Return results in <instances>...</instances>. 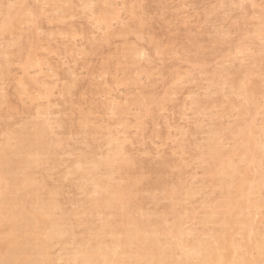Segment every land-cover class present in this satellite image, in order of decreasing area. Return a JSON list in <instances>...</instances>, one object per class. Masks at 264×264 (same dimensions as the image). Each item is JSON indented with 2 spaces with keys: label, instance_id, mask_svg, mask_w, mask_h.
<instances>
[{
  "label": "rangeland",
  "instance_id": "obj_1",
  "mask_svg": "<svg viewBox=\"0 0 264 264\" xmlns=\"http://www.w3.org/2000/svg\"><path fill=\"white\" fill-rule=\"evenodd\" d=\"M0 164V264H264V0H0Z\"/></svg>",
  "mask_w": 264,
  "mask_h": 264
},
{
  "label": "bare ground",
  "instance_id": "obj_2",
  "mask_svg": "<svg viewBox=\"0 0 264 264\" xmlns=\"http://www.w3.org/2000/svg\"><path fill=\"white\" fill-rule=\"evenodd\" d=\"M238 88H239V87H238ZM241 88H242V87H241ZM239 89H240V88H239ZM242 89H243V88H242ZM245 89H246V88H245ZM243 90H244V89H243ZM241 91H242V90H241ZM239 92H240V90H239ZM239 94H240V93H239ZM251 133H252V131H251ZM242 134H243V133H242ZM247 134H248V133H247ZM35 136H36V135H35ZM37 136H38V135H37ZM37 136H36V137H37ZM21 137H22V136H21ZM24 137H25V136H24ZM248 137H249V136H248ZM39 139L41 140V138H39ZM17 140H18V139H17ZM33 141H34V140H33ZM21 143H22V142H21ZM26 144H27V143H26ZM29 144H30V143H29ZM32 144H33V143H32ZM40 145H41V144H40ZM253 145H254V144H252V148H253ZM27 146H28V144H27ZM27 146H26V147H27ZM32 146H33V145H32ZM23 147H24V146H23ZM40 147H41V146H40ZM32 148H33V147H32ZM22 149H24V148H22ZM22 149H20V150H22ZM33 150H34V149H33ZM40 151H41V150H40ZM21 152H22V154H23V152H25V150H24V151H21ZM43 152H44V151H43ZM249 152H250V151H249ZM1 153H2V152H1ZM5 153H6V152H5ZM17 153H18V152H17ZM19 154H20V153H19ZM25 154H26V153H25ZM20 155H21V154H20ZM9 157H10V156H9ZM11 157H12V156H11ZM17 157H19V156L17 155ZM28 157H29V156H28ZM251 157H252V156H251ZM15 158H16V157H15ZM20 158H21V157H20ZM26 158H27V155H26ZM26 158H25V160H26ZM10 159H12V158H10ZM29 159H30V158H29ZM22 160H24V158H23ZM29 161H30V160H29ZM28 163H30V162H28ZM7 164H8V163H7ZM7 164H4V165L7 166ZM21 164H22V163H21ZM21 164H20V165H21ZM26 164H27V163H26ZM0 165H1V164H0ZM29 165H30V164H29ZM29 165H28V166H29ZM2 166H3V165H2ZM25 166H26V165H25ZM8 167H10V166H8ZM5 168H6V167H5ZM5 168H4V169H5ZM14 168H15V167H14ZM17 169H18V168H17ZM17 169H16V170H17ZM7 170H8V169H7ZM9 170H10V169H9ZM0 171H1V170H0ZM24 171H25V170H24ZM14 172H15V171H14ZM26 172H27V171H26ZM3 173H4V172H3ZM4 174H5V173H4ZM12 174H13V173H12ZM15 174H16V173H15ZM0 175H1V174H0ZM13 175H14V174H13ZM1 176H3V175H1ZM11 177H12V176H11ZM5 178H6V177H5ZM16 178H17V177H16ZM3 179H4V177H3ZM6 180H7V179H6ZM0 181H2V180L0 179ZM221 181H222V180H221ZM4 182H5V180H4ZM4 182H1V183H4ZM10 182H11V181H10ZM6 183H7V182H6ZM1 185H2V184H1ZM2 186H3V185H2ZM225 187H226V186H225ZM225 187L222 186V188H224V189H225ZM6 188H7V187H6ZM237 188H238V187H237ZM2 189H3V188H2ZM32 190H33V189H32ZM225 190H226V189H225ZM0 191L3 192V191H5V190L3 189V190H0ZM8 191H9V190H8ZM6 192H7V190L5 191V194H6ZM3 194H4V193H3ZM117 195H119V194H117ZM4 196H5V195H4ZM6 196H8V195H6ZM10 196H11V195H10ZM10 196H9V197H10ZM119 196H120V195H119ZM9 197H8V198H9ZM116 197H117V196H116ZM114 198H115V197H114ZM114 198H113V199H114ZM3 199H4V198H3ZM119 200H120V199H119ZM230 200H231V199H230ZM230 200L228 199L227 201L231 202L232 200H231V201H230ZM10 201H11V200H10ZM113 201H114V200H113ZM116 202H118V201H116ZM120 202H121V201H120ZM13 203H14V202H13ZM13 203H12V204H13ZM20 203H21V202H20ZM112 203H113V202H112ZM225 203H227V202H225ZM235 203H236V202H235ZM235 203L231 202V205H229V209H230V206L233 207L232 205H234L233 208H236V206H238V205H237L238 202L236 203V205H235ZM248 203H249V202H248ZM113 204H114V203H113ZM113 204H112V205H113ZM227 204H230V203H227ZM227 204H224V205H223V207H224L225 209H226V207L228 206ZM8 205H9V204H8ZM10 205H11V204H10ZM10 205H9V206H10ZM110 205H111V204H108V208H110V207H109ZM112 205H111V206H112ZM118 205H119V203H118ZM118 205H116V206H118ZM120 205H121V204H120ZM120 205H119L118 207L115 206L114 209L117 208V211L121 210L123 207H121V209H120V208H119ZM225 205H227V206H225ZM249 205H250V204H249ZM9 206H8V207H9ZM48 206H49V205H48ZM121 206H124V205L122 204ZM43 207H44V205H43ZM113 207H114V206H113ZM9 208H10V207H9ZM9 208H7V209H9ZM17 208H18V207H17ZM45 208H46V207H45ZM221 208H222V207H221ZM224 208H223V209H224ZM15 209H16V208H15ZM49 209H50V207H49ZM110 209H111V208H110ZM227 209H228V207H227ZM44 210H45V209H44ZM122 210H123V209H122ZM218 210H219V209H218ZM221 210H222V209H221ZM6 211H7V210H6ZM11 211H12V210H10V213H11ZM39 211H41V210L39 209ZM226 211L229 212L230 210H226ZM231 211H233V210H231ZM234 211H236L235 213L237 214L238 208L234 209ZM16 212H17V211H16ZM121 212H122V211H120V213H121ZM218 212H219V211H218ZM223 213H224V210H223V212H222V215H221V212H220V222H222V221H221V220H222V217L224 218V219H223V222H225V218H226V217L223 216ZM226 213H227V212H226ZM213 214H214V213H213ZM228 214L230 215V218H231V216H234V215H235L234 213H233V215H232V213H227V215H228ZM21 215H22V214H21ZM34 215H35V214H34ZM224 215H225V214H224ZM229 215H228V217H229ZM239 215H240V214H238V217H237V218H239ZM28 216H29V215H28ZM36 216H37V213H36ZM36 216H35V217H36ZM47 216H48V215H47ZM215 216H216V214H215ZM215 216H214V217H215ZM221 216H222V217H221ZM246 216H248V215H246ZM20 217H21V216H20ZM20 217H19V218H20ZM31 217H32V216H31ZM44 217L47 218L45 215H44ZM44 217H38V218H42V219H43ZM209 217H210V216H209ZM234 217H235V216H234ZM248 217H249V216H248ZM19 218H18V219H19ZM21 218H22V217H21ZM216 218H217V217H216ZM23 219H24V218H23ZM29 219H31V218H29ZM32 219H33V218H32ZM35 219H36V218H35ZM35 219H34V220H35ZM123 219H124V218H123ZM125 219H126V218H125ZM218 219H219V218H218ZM228 219H229V218H228ZM246 219H247V217H246ZM15 220H16V219H15ZM121 220H122V219H121ZM208 220H209V219H208ZM210 220H211V218H210ZM210 220H209V221H210ZM214 220H215V218H214ZM216 220H217V219H216ZM233 220H235V219H233ZM233 220L231 219V221H230V220H228V221H230V222L232 223ZM241 220H242V219H241ZM1 221H2V220H0V222H1ZM43 221H44V220H43ZM47 221H48V220H47ZM119 221H120V220H119ZM209 221H207V222H209ZM245 221H246L247 223L243 222L244 224H248V223H249L248 220H245ZM28 222H29V221H28ZM49 222H51V221H49ZM49 222H48V223H49ZM120 222L123 223L122 221H120ZM220 222H218V223H220ZM223 222H222L223 227H221V229L224 228V224L226 225V223H223ZM226 222H227V221H226ZM230 222H227V225H228ZM239 222H240V221H239ZM250 222H251V221H250ZM17 223H19V222H17ZM31 223H32V220H31ZM34 223H35V222H34ZM38 223H39V222H38ZM121 223H120V224H121ZM214 223H215V222H214ZM231 223H230V224H231ZM234 223H236V220H235ZM234 223H233V224H234ZM45 224H46V223H45ZM45 224H44V225H45ZM49 224H50V223H49ZM120 224H119V225H120ZM125 224H126V223H125ZM215 224H216V223H215ZM222 224L220 223V225H222ZM230 224H229L228 226L232 227L233 224H231L232 226H231ZM16 225H17V224H16ZM19 225H20V224H19ZM29 225H30V224H29ZM38 225H39V224H38ZM227 225H226V227H227ZM253 225H254V224H253ZM13 226H14V225H13ZM26 226H27V225H25V227H26ZM30 226H31V225H30ZM47 226H48V225H47ZM124 226H125V225H124ZM133 226L135 227V225H133ZM137 226H138V225H137ZM247 226H249V230H248V229H247V230L250 231V229L252 228V225L250 226V225L248 224V225L245 226V228H248ZM19 227H21V226H19ZM23 227H24V226H23ZM25 227H24V228H25ZM49 227H50V226H49ZM107 227H109V226H107ZM119 227H120V226H119ZM242 227H244V226H242ZM242 227H241V228H242ZM136 228H137V227H136ZM227 228H228V227H227ZM108 229H110V228H108ZM113 229H114V228H113ZM113 229H112V230H113ZM138 229H139V228H138ZM138 229H136V230H138ZM221 229H220V230H221ZM228 229H230V228H228ZM253 229H254V228H253ZM11 230H12V229H11ZM19 230H20V229H19ZM21 230H22V229H21ZM112 230H110V231H112ZM116 230H117V229H116ZM116 230H115V231H116ZM120 230H121V229H120ZM131 230H132V229H131ZM223 230H227V229L224 228ZM15 231H16V230H14V232H15ZM17 231H18V230H17ZM17 231H16V232H17ZM24 231H25V229H23V232H24ZM107 231H108V230H107ZM110 231H108V232H110ZM134 231H135V229H134ZM142 231H143V230H142ZM6 232H8V231L6 230ZM116 232H117V231H116ZM144 232H145V230H144ZM222 232H223V234L227 233V231H222ZM4 233H5V232H3V235L7 234V233H5V234H4ZM8 233H9V232H8ZM12 233H13V232H11V234L9 233V235H14V234H12ZM113 233H114V232H113ZM117 233H118V232H117ZM132 233H133V232H132ZM218 233H221V232L219 231ZM17 234H19V233H17ZM114 234H115V233H114ZM122 234H123V232H122ZM134 234H137V233H134ZM146 234H147V232H146ZM249 234H250V233H249ZM252 234H253V233H252ZM3 235H2V236H3ZM9 235H5V237H6V236H9ZM22 235H23L22 237H24V234H22ZM117 235H118V234H117ZM138 235H139V233H138ZM138 235H137V236H138ZM111 236H112V235H111ZM113 236H114V235H113ZM132 236H133V238H134L135 241H136V240H138V241L140 240L139 237H137V236L134 237L135 235H132ZM132 236H131V237H132ZM143 236H144V235H143ZM143 236H142V237H143ZM147 236H148V235H147ZM219 236H220V235H219ZM224 236H225V235H224ZM226 236H227V235H226ZM252 236H253V235H252ZM11 237H12V236H11ZM19 237H20V236L18 235V238H19ZM120 237H121V235H120ZM122 237H124V236H122ZM153 237H154V236H153ZM221 237H222V239H223V236H221ZM221 237H220V238H221ZM7 238H8V237H7ZM13 238H14V237H12V240H14V239L16 240V238H17V237H16V234H15V238H14V239H13ZM27 238H29V237H27ZM128 238H129V237H128ZM138 238H139V239H138ZM218 238H219V237H218ZM220 238H219V239H220ZM3 239L5 240L6 238H3ZM8 239L11 240L10 237H9ZM8 239H7V240H8ZM30 239H31V238H30ZM117 239H118V238H117ZM117 239H116V240H117ZM126 239H127V237H126ZM126 239H125V240H126ZM219 239H218V240H219ZM222 239H220V240L223 241ZM10 240H8V241H10ZM23 240H24V239H23ZM118 240H119V239H118ZM118 240H117V241H118ZM123 240H124V239H123ZM29 241H31V240H29ZM113 241H114V240H113ZM121 241H122V240H121ZM121 241H120V242H121ZM131 241H132V240H131ZM138 241H137V242H138ZM150 241H151V240H150ZM156 241H157V239H156ZM156 241H155V246H156ZM1 242H3V240H1ZM1 242H0V243H1ZM6 242H7V241H6ZM13 242H15V241H13ZM13 242H12V243H13ZM16 242H17V241H16ZM111 242H112V241H111ZM111 242H110V243H111ZM129 242H130V241H129ZM147 242H148V241H147ZM147 242H146V244H147ZM152 242H153V241H152ZM225 242H226V240H225ZM7 243H8V242H7ZM9 243H10V242H9ZM19 243L21 244V242H19ZM22 243H23V242H22ZM113 243H114V242H113ZM124 243H125V242H124ZM127 243H128V242H127ZM130 243H131V242H130ZM197 243H198V241L196 242V244H197ZM219 243H220V241H219ZM219 243H218V244H219ZM26 244H27V243H26ZM119 244H120V243H119ZM157 244H158V243H157ZM196 244H195L194 247H196ZM206 244H207V242L205 243V245H206ZM226 244H227V243H226ZM226 244H225V245H226ZM111 245H112V244H111ZM125 245H127V244H125ZM201 245H204V243L201 244ZM208 245H209V243H208ZM215 245H217V244H215ZM215 245H214L215 248H214V247H213V248L210 247V249H209V248H206V246H205V247L203 246V247L205 248V250H208V249H209V250H208V253H206V254H205V252H207V251H205V250L203 251V253L201 252V253L203 254V256H200V257H202L203 259L206 258V259L204 260V261H205L204 264H208V263L211 264L212 262H215L216 264H223V259H224V264L227 262V261L225 262L226 259H227L228 262H229L231 258L228 259V258H225V257H227V256L231 257L232 255H230L231 253H230V254L228 253V251H227V249H226L227 246H226L225 249H224L223 246H222L223 248H222V247L220 248L221 245H220V246L218 245V246H217L218 248H216ZM222 245H223V244H222ZM258 245H259V244H258ZM12 246H13V245H12ZM142 246H143V245H142ZM146 246H147V245H146ZM192 246H193V245H192ZM210 246H211V243H210ZM229 246H230V245H229ZM6 247H8V246H6ZM15 247H16V246H15ZM19 247H20V246H19ZM29 247H30V246H29ZM118 247H119V246H118ZM125 247H128V245L125 246ZM129 247H131V246L129 245ZM150 247H151V246H150ZM197 247H198V246H197ZM199 247H200V246H199ZM208 247H209V246H208ZM23 248L25 249V246H24ZM30 248H31V247H30ZM109 248H110V246H109ZM159 248H160V247H159ZM13 249L15 250V248H13ZM20 249H21V248H20ZM20 249H19V250H20ZM128 249H129V248H128ZM160 249H161V248H160ZM213 249H214V251L217 249V251L214 252ZM219 249H222V250L220 251ZM6 250H7V249H6ZM11 250H12V249H11ZM22 250H23V249H22ZM29 250H30V249H29ZM32 250H33V249H32ZM103 250H104V249H103ZM109 250H110V249H109ZM109 250H108V251H109ZM113 250H114V249H113ZM126 250H127V249H126ZM126 250H125V251H126ZM135 250H136V249H135ZM143 250H144V249H143ZM151 250L154 251V249H151ZM192 250H193V249H192ZM211 250H212L213 252H212ZM224 250H226V251H224ZM100 251H101V250H100ZM108 251H107V252H108ZM114 251H115V250H114ZM125 251H124V252H125ZM141 251H142V250H140V252H141ZM147 251H149V250H147ZM161 251H162V250H161ZM161 251H160V252H161ZM199 251H200V250H199ZM223 251H224V252H223ZM104 252H105V251H104ZM107 252H106V255H107ZM127 252H128V251H127ZM149 252H150V251H149ZM219 252H220V253H219ZM226 252L228 253V255H224V254H223V253H226ZM13 253H14V252H13ZM112 253H113V252H112ZM117 253H118V252H117ZM125 253H126V252H125ZM144 253H145V252H144ZM190 253H191V252H190ZM201 253H200V254H201ZM10 254H11V253H10ZM17 254H19V252H18ZM37 254H38V253H37ZM95 254H96V253H95ZM95 254H93V255H95ZM108 254H109V253H108ZM166 254H167V253H166ZM198 254H199V253H197L196 256H197ZM204 254H205V256H204ZM221 254H223L225 257H224L223 255H221ZM19 255H21V253H20ZM19 255H18V257H19ZM103 255H104V253H103ZM106 255H105V256H106ZM118 255H119V254H118ZM136 255H138V254H136ZM159 255H160V254H159ZM192 255H193V254H192ZM2 256H3V255H2ZM4 256H7V255L5 254ZM4 256H3V258H4ZM22 256H23V255H22ZM108 256H110V255H108ZM134 256H135V255H134ZM171 256H172V255H171ZM196 256H195V257H196ZM14 257H16V256H14ZM36 257H37V255H36ZM38 257H39V256H38ZM95 257H96V256H95ZM110 257H111V256H110ZM144 257H145V256H144ZM148 257H151V254H150V256H148ZM160 257H161V256H160ZM169 257H170V256H169ZM186 257H187V256H186ZM197 257H198V256H197ZM232 257H233V256H232ZM234 257H235V256H234ZM234 257H233V258H234ZM10 258L12 259L13 257H10ZM20 258H21V257H20ZM41 258H42V257H41ZM98 258H99V257H98ZM101 258H103V257H101ZM105 258H106V257H105ZM105 258H104V259H105ZM112 258H115V257H114V254H113ZM136 258H137V257H136ZM222 258H223V259H222ZM233 258H232V264H235V262H236L237 260L234 261ZM1 259H2V257L0 258V262H2ZM7 259H9L8 256H7L6 258H4V261L6 260L5 263H6V264H10V261L8 262ZM17 259H18V258H17ZM21 259H23V258H21ZM24 259H25V258H24ZM92 259H94V258H92ZM108 259H109V258H108ZM108 259H107V260H108ZM110 259H111V258H110ZM110 259H109V260H110ZM155 259H156V258H155ZM161 259L163 260V259H164V256H163V258H161ZM161 259H160V262H159L158 264H162ZM184 259H185V258H184ZM190 259H191V257H190ZM195 259H196V258H195ZM200 259H201V258H200ZM200 259H197V260H199V261L201 262V260H203V259H201V260H200ZM235 259H237V258H235ZM111 260H112V259H111ZM114 260H115V259H113L112 261L114 262ZM149 260L151 261V258H149ZM153 260H154V258H153ZM191 260H192V259H191ZM12 261H15V260L12 259ZM41 261H42V260H41ZM103 261H104V260H103ZM115 261H117V259H116ZM144 261H145V260H144ZM156 261L158 262V260H155V262H153L152 264H157ZM209 261H211V262H209ZM233 261H234V262H233ZM20 262H21V261H20ZM105 262H106V261H105ZM107 262H108V261H107ZM109 262H110V261H109ZM136 262H137V261H136ZM228 262H227V264H228ZM114 263H115V262H114ZM114 263H113V264H114ZM119 263H121V262H119ZM139 263H140V262H139ZM141 263H142V261H141ZM146 263H147V262H146ZM198 263H199V262H198ZM229 263H231V262H229ZM236 263H237V262H236ZM238 263H239V262H238ZM238 263H237V264H238ZM16 264H17V261H16ZM39 264H40V263H39ZM109 264H110V263H109ZM115 264H116V263H115ZM131 264H132V263H131ZM144 264H145V263H144ZM180 264H181V263H180ZM201 264H202V263H201ZM212 264H213V263H212Z\"/></svg>",
  "mask_w": 264,
  "mask_h": 264
}]
</instances>
